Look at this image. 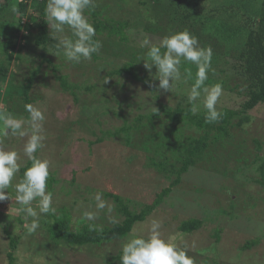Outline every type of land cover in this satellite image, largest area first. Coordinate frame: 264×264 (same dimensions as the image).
I'll use <instances>...</instances> for the list:
<instances>
[{
	"label": "rangeland",
	"instance_id": "obj_1",
	"mask_svg": "<svg viewBox=\"0 0 264 264\" xmlns=\"http://www.w3.org/2000/svg\"><path fill=\"white\" fill-rule=\"evenodd\" d=\"M34 1L27 2V12L21 19L20 15L10 14L9 19H6L10 21L7 23L10 25V31L0 38L2 42L0 50L5 51L13 47L9 52L13 55L11 62L0 55L1 63L8 68L7 75L0 76V113L11 114L17 118L28 116L17 86L27 83L32 70L42 60L41 51L34 44V33L28 28L31 23L29 16L34 15L38 18V11L35 12L33 6L40 5L42 0H36V4ZM165 3L166 0H96L95 7L104 8V16L128 22L130 27L126 31V40L98 36L103 45L99 54H94L90 61H82L79 64L68 62L62 53L56 55V49L50 47L46 55L52 60V64H43L30 91L32 104L41 108L46 116L47 139L45 147L38 155L51 162V177L55 181L51 189L55 214L59 216L67 210L75 230L82 229L90 223L82 219V212L96 211L92 198L96 191H102L104 199L114 204L111 216L119 223L123 217L117 214V204L108 194H118L133 211L141 212L143 207L152 204L157 193L168 187L175 178L172 175L175 167H178L175 160L164 158L169 157L164 152L162 154L165 156H161L153 149L143 148V144L149 140L146 130L134 129L129 145L124 134L116 138L106 137L103 142L96 143L98 138L104 136L103 132H115L123 127L125 122L131 124L136 117L152 113L157 102L170 106L187 102L192 79L178 82L172 93L163 90L159 92L156 87L155 94L158 99H155L142 80H135L129 75L121 74L120 71L125 64L132 61L137 64L141 76L158 86L159 81L154 79L156 69L153 68L149 72L144 67L143 60L147 48H141L140 43L146 37L159 43L164 36L174 31L187 29L192 34L199 32V27L188 28V25L167 31V27L173 24L170 17L176 18V14L173 8L170 10L171 14L166 12L168 7ZM210 6L208 2V7ZM89 11L90 9L86 14L91 21ZM180 17L182 18V14ZM174 24L175 27L178 26L176 22ZM65 35L70 36V31L66 29ZM186 65L191 71H196L194 64L185 62L181 68L182 72ZM225 66L223 59L216 62L212 57L214 71L209 73V79L214 78L217 83L224 81V84L222 83L224 92L218 104L219 110L223 108L237 110L243 98L230 90V86L233 87L235 82L229 79L228 75L234 72H219ZM53 67H56V71ZM228 68L230 69V66ZM215 71L219 73L213 75ZM59 76H65L68 84L77 88L65 91L58 80ZM207 85L210 86L212 83ZM251 115L252 122L242 130H233V134L238 135V139L244 138L247 142L244 156L252 159L255 144L250 135L252 138L258 136L264 141V104ZM5 131L3 120H0V140H3L8 149H15L20 153L21 162L26 167L30 162L23 154L27 137L23 139L15 136L5 137ZM229 148L231 149V143ZM230 149L225 153V160L228 161L235 151ZM154 162H163V166H155ZM236 168L235 162L231 163L232 171ZM251 169L244 166L243 173L240 174L241 184L255 174L251 173ZM19 179L20 173L13 183ZM227 181L210 175L199 166L183 178L182 184L173 189L145 223L135 227L136 233L146 235L151 220L160 219L163 221V235L165 237L175 235L178 238L177 243L187 246L189 255L194 260L195 257L199 258V263L195 264H201L205 258L210 261L217 259L222 264H264V200L252 201L242 191L240 192L243 194L237 196L233 192L234 187L241 186L234 180ZM223 186L229 190H224ZM48 190L50 191L49 187ZM198 190L205 192L198 193ZM8 191L12 193V201L0 202V264H9L10 240L6 230L12 235L21 236L19 248L15 253V264H109L114 256L121 253V244L125 239L102 247L79 250L71 247H61L59 250L57 247L59 251L56 255L47 252L43 246V243L48 242L44 221L53 222V219L48 215H41L38 230L34 234H27L23 227L24 213L17 211L21 206L15 202L14 188ZM227 191L231 195L229 198L225 197ZM261 191H263L261 186L254 183L246 189L250 196L252 194L260 197ZM230 199L236 201L237 218H223L218 223L209 222L196 235L190 237L180 235L178 227L182 221L201 219L213 210L228 209L231 205ZM247 202L251 205L245 210ZM93 223L102 228L115 224L110 222L105 212H100L98 219ZM218 227L224 228L220 243H216L213 236L214 230ZM256 239H260L259 245L245 252L240 251L247 241Z\"/></svg>",
	"mask_w": 264,
	"mask_h": 264
},
{
	"label": "trees",
	"instance_id": "obj_2",
	"mask_svg": "<svg viewBox=\"0 0 264 264\" xmlns=\"http://www.w3.org/2000/svg\"><path fill=\"white\" fill-rule=\"evenodd\" d=\"M28 1L23 0L21 3L19 0H0V38L10 31V25H7L10 21L6 19H9L10 14H12L10 11L11 6L14 4L18 6L21 19L27 12L26 4ZM208 2L211 5L210 7H208ZM34 4H36V0ZM46 4L47 0H42L40 5L33 6L35 12L38 11V18L34 15L29 16L31 23L28 28L34 33V44L37 49H40L42 60L32 70L27 83L17 86L19 96L23 98L25 104H32L30 91L43 64H52V60L47 58L46 55L49 48L53 47L56 49V40L50 36L49 25L45 22L44 10ZM166 4L168 7L166 12L170 13L173 8L176 14V18L170 17L173 24L167 27V31L171 28L175 30L180 26L187 25L188 28L199 27V32L194 35L198 37L202 47H211L213 51L212 57L216 62L223 59L226 66L219 71L220 73L234 72L228 75L229 79L235 82L233 87L230 86V90L237 92L243 98V102L237 110L223 108L221 110L224 113L223 118L219 122L212 124L205 122L204 111L198 112L195 116L192 115L189 111L191 105L188 102L186 104L179 102L176 106L157 102L154 110L157 111L158 109L156 114H153V111L147 115H140L131 124L125 122V125L115 132H103L104 136L98 138L96 143L103 142L106 137L116 138L124 134L126 143L129 145L132 140L131 133L134 129L146 130L149 140L143 144V148L145 150L153 149L156 154L161 156L167 154L169 157L165 156L164 158L175 160V163L178 164V167H175V172H172L175 178L168 187L157 193L154 202L144 206L141 212L133 211L118 194H108L109 197L114 198L117 204V214L122 216L123 220L110 227L102 228V231H89L88 224L82 229L75 230L72 225L71 215L67 210L59 216L48 214L53 219V222L44 221L48 242L43 243V246L47 252L55 253L56 255L61 247H71L79 250L87 247H102L103 245L126 239L128 234L138 224L147 221L164 202L165 198L172 193L174 188L182 184L183 178L199 166L205 172L208 171L210 175L221 177L222 181L226 179V181L234 180L239 183L242 190L241 187H234L235 191H233L237 196L242 191L252 201L264 200V141L258 136L252 138V135H250L255 144V152L251 159L247 155L244 156L247 150V142L244 138L238 139V135L233 134V130L239 131L249 125L253 119L252 112L264 104V0H166ZM103 11L104 8L97 9L96 7L91 8L89 11L91 22L96 27L97 38L105 35L113 40H126V31L130 27L128 22H120L106 17L103 15ZM180 14H182V18ZM174 22L178 26L175 27ZM11 50H13V47L5 51L0 50V55L8 58L11 62L13 59V55L9 53ZM228 66H230V69ZM53 68L56 71V67ZM184 68L189 69L190 67L186 65ZM7 70L8 68L0 61V76H6ZM120 71L121 74L129 75L135 80H142L149 87L154 98L158 99L155 94V83L139 74L137 64L130 61ZM191 72L193 74L191 82H194L196 71ZM219 72L215 71L213 75H217ZM58 80L65 91H72L77 88L68 84L65 76H59ZM211 83L217 82L214 78L206 81V84ZM222 83L224 84V81ZM230 143L231 149L229 148ZM229 149L230 151H235L230 155L228 161L225 160V153ZM162 152L165 154H162ZM233 162L237 166L234 171L231 169V163ZM162 163L154 162V165L162 167ZM27 166H30V162ZM244 166L248 169L252 168L250 171L255 174L246 179L244 184H241L240 174L243 173ZM23 171L24 168L21 169L20 178H22ZM51 176L48 181L50 191H52V185L55 182ZM252 183L261 186L263 191H261L260 197L247 194L246 189ZM223 188L224 190H229L225 186ZM197 192L204 193L205 191L198 190ZM225 195H227L225 196L227 198L231 196L229 191ZM230 202L231 205L228 209L213 210L201 219L192 218L182 221L178 227L180 235L182 237L185 235L190 237L196 235L209 222L218 223L223 218H237L236 201L230 199ZM246 205L245 210L251 203L247 202ZM223 231V227H218L214 230L213 236L216 238V243L221 242ZM5 232L10 240L9 264H15V253L19 248L21 236L12 235L7 230ZM259 244L260 239L247 241L240 251H248ZM120 256L121 253L114 256L109 264H120ZM196 258L194 261L199 263V258ZM201 264L222 263L217 259H211L210 261V259L205 258Z\"/></svg>",
	"mask_w": 264,
	"mask_h": 264
},
{
	"label": "clouds",
	"instance_id": "obj_3",
	"mask_svg": "<svg viewBox=\"0 0 264 264\" xmlns=\"http://www.w3.org/2000/svg\"><path fill=\"white\" fill-rule=\"evenodd\" d=\"M19 2L22 3L23 0ZM95 6L96 0H47L45 22L50 27V36L57 40L56 55L62 53L68 62L79 64L90 61L94 54H99L103 47L102 41L97 38L96 27L86 14L87 10ZM10 11L13 15H21L15 4ZM66 29L70 31V36L65 35ZM140 47L147 48L144 67L149 72L156 69L154 79L159 81L157 91L172 93L178 82L193 79L190 69L185 68L182 72L181 68L185 62L194 64V82L187 94V102L191 105L190 113L195 116L203 109L205 122L209 124L217 123L223 118L224 113L218 108L224 92L223 84H206L209 73L214 71L211 47H202L198 37L187 29L166 35L159 43L146 37ZM24 108L28 113L27 118L0 113V120H3L6 129L5 137H27L23 154L30 161V166L25 167L20 153L15 149H8L3 140H0V202L12 201V193L8 190L14 188L15 202L21 206L17 211L24 213L23 227L31 235L40 227L39 217L55 214L56 208L53 206V193L48 190L51 162L38 155L47 139L46 116L41 108L31 103L25 104ZM157 112L158 109L153 114ZM22 167V178L13 183ZM92 198L96 211L84 210L82 219L93 222L98 219L100 212H105L110 222L116 223L111 216L114 204L104 199L103 192L96 191ZM88 228L89 231H102V227L95 223H89ZM162 228L163 221L154 218L146 235L137 234L133 229L121 244L120 264H195L188 247L177 243L175 235L165 237Z\"/></svg>",
	"mask_w": 264,
	"mask_h": 264
}]
</instances>
